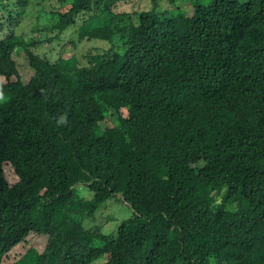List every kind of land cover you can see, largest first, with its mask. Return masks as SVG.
Masks as SVG:
<instances>
[{
    "label": "trees",
    "instance_id": "obj_1",
    "mask_svg": "<svg viewBox=\"0 0 264 264\" xmlns=\"http://www.w3.org/2000/svg\"><path fill=\"white\" fill-rule=\"evenodd\" d=\"M30 1L0 0V264H264V0H59L27 38Z\"/></svg>",
    "mask_w": 264,
    "mask_h": 264
},
{
    "label": "rangeland",
    "instance_id": "obj_2",
    "mask_svg": "<svg viewBox=\"0 0 264 264\" xmlns=\"http://www.w3.org/2000/svg\"><path fill=\"white\" fill-rule=\"evenodd\" d=\"M34 7L30 8L26 11L27 17L20 24L19 29H17V34L28 33L27 38H30L34 35L31 32L30 27H34L35 24H40V20H44L41 18L39 10L43 12H50L54 9L62 8L59 0H31L30 1ZM149 1H144V5ZM159 4V9H164L166 6V0H156ZM121 5H125L126 9L130 8V3L125 2ZM152 4H148L151 6ZM175 6V5H174ZM175 8V7H174ZM119 11L120 8H117ZM117 12V11H116ZM66 48H70V43L66 45ZM109 45L106 42L100 41H80L75 42V58L77 59L76 66L80 67L81 65H85V56L91 51V53H96L97 50L106 49ZM131 214L130 208L123 203L118 197H113L107 202L103 203L99 209L94 213V215L85 221V225L87 227L90 226H99L102 229V232L105 234L114 233L119 223L125 219H127ZM102 260H98L96 264H100Z\"/></svg>",
    "mask_w": 264,
    "mask_h": 264
},
{
    "label": "clouds",
    "instance_id": "obj_3",
    "mask_svg": "<svg viewBox=\"0 0 264 264\" xmlns=\"http://www.w3.org/2000/svg\"><path fill=\"white\" fill-rule=\"evenodd\" d=\"M30 8H33V4L31 2H30ZM40 15H41V17L44 16V12L41 13ZM65 32L61 33V35H60L61 38L59 41H57L58 42L57 44L60 45L61 47H65L64 46L65 43H66V45H68L70 43V46H75V42L84 41V40L78 39L76 37V33H74L73 31H65Z\"/></svg>",
    "mask_w": 264,
    "mask_h": 264
}]
</instances>
